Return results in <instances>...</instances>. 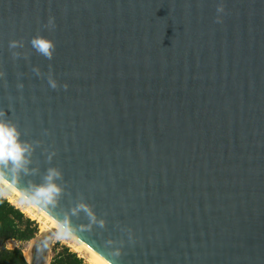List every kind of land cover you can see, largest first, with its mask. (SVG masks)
I'll return each instance as SVG.
<instances>
[{
	"label": "water",
	"instance_id": "95a60500",
	"mask_svg": "<svg viewBox=\"0 0 264 264\" xmlns=\"http://www.w3.org/2000/svg\"><path fill=\"white\" fill-rule=\"evenodd\" d=\"M0 114L107 263L264 264V0H0Z\"/></svg>",
	"mask_w": 264,
	"mask_h": 264
},
{
	"label": "trees",
	"instance_id": "16d2710c",
	"mask_svg": "<svg viewBox=\"0 0 264 264\" xmlns=\"http://www.w3.org/2000/svg\"><path fill=\"white\" fill-rule=\"evenodd\" d=\"M38 224L0 194V264H28L20 246L8 247L10 240L26 243L36 238ZM50 264H87L68 246L55 243Z\"/></svg>",
	"mask_w": 264,
	"mask_h": 264
},
{
	"label": "clouds",
	"instance_id": "9594fccd",
	"mask_svg": "<svg viewBox=\"0 0 264 264\" xmlns=\"http://www.w3.org/2000/svg\"><path fill=\"white\" fill-rule=\"evenodd\" d=\"M33 44L47 54H50V49L53 47L52 42L45 40H34ZM12 46L14 47L15 44L13 43ZM52 86L55 87V84ZM31 150L32 146L22 140L18 127L7 120L0 119V166H10V170L14 172L24 171ZM59 175L58 170L49 169L45 183L37 185L33 194L46 197L51 201L61 190L54 182Z\"/></svg>",
	"mask_w": 264,
	"mask_h": 264
},
{
	"label": "bare ground",
	"instance_id": "6f19581e",
	"mask_svg": "<svg viewBox=\"0 0 264 264\" xmlns=\"http://www.w3.org/2000/svg\"><path fill=\"white\" fill-rule=\"evenodd\" d=\"M0 183H2L5 187V191L8 190L6 193L5 191L0 193L7 198L9 202L21 209V211L28 217L37 220L40 224L41 230L54 229L58 232V234L64 235L68 239L67 244L70 249L80 255L87 264H109L88 245L76 238L62 225L52 219L47 213L29 201L23 194H21L1 176Z\"/></svg>",
	"mask_w": 264,
	"mask_h": 264
},
{
	"label": "rangeland",
	"instance_id": "374dc122",
	"mask_svg": "<svg viewBox=\"0 0 264 264\" xmlns=\"http://www.w3.org/2000/svg\"><path fill=\"white\" fill-rule=\"evenodd\" d=\"M4 186H3V184L2 183H0V192H4L5 190H4ZM6 192H8V190H6L5 191V193ZM1 194V193H0ZM2 195V194H1ZM3 196V195H2ZM4 197V196H3ZM11 203V202H10ZM12 204V203H11ZM15 206V205H14ZM21 210V209H20ZM24 213V212H23ZM25 214V213H24ZM26 215V214H25ZM27 216V215H26ZM30 218V217H29ZM32 219V218H31ZM32 220H35V219H32ZM35 222L38 224V227H39V233H38V235L36 236V238L35 239H33V240H31V241H29V242H26V243H19V242H17V241H13V240H11L10 242H8L7 243V245H8V247H10V248H14V247H16V246H20V247H22V249H23V253H24V255H25V257L27 258V260H29L30 259V256H31V254H32V250H33V247H34V245H35V243H36V240L39 238V237H42V236H44V235H46V234H48L49 232H51V231H53L54 229H46V230H41V227H40V224H39V222L37 221V220H35ZM67 241H68V239L64 236V235H62V234H58V232L56 231V234H55V236L53 237V239H52V241H51V246L53 245V244H55V243H60L61 245H66V246H68V244H67ZM69 247V246H68ZM70 248V247H69ZM52 256H53V253H52V250H50V252H49V260H51L52 259ZM79 257H81L80 255H79ZM82 258V257H81ZM83 259V258H82ZM84 260V259H83ZM85 261V260H84Z\"/></svg>",
	"mask_w": 264,
	"mask_h": 264
}]
</instances>
